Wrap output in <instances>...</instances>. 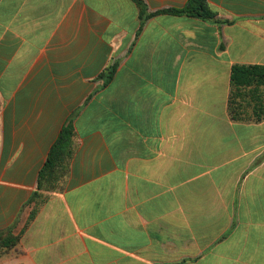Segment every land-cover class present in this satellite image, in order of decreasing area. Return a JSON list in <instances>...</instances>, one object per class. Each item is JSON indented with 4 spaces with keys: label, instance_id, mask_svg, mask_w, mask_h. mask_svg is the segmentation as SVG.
I'll return each mask as SVG.
<instances>
[{
    "label": "crops",
    "instance_id": "1",
    "mask_svg": "<svg viewBox=\"0 0 264 264\" xmlns=\"http://www.w3.org/2000/svg\"><path fill=\"white\" fill-rule=\"evenodd\" d=\"M207 2L230 22L0 0V264H264V120L229 112L232 67L264 66V0ZM69 120L70 174L29 203Z\"/></svg>",
    "mask_w": 264,
    "mask_h": 264
},
{
    "label": "trees",
    "instance_id": "2",
    "mask_svg": "<svg viewBox=\"0 0 264 264\" xmlns=\"http://www.w3.org/2000/svg\"><path fill=\"white\" fill-rule=\"evenodd\" d=\"M139 8L140 28L142 31L146 21L152 17L168 14L172 16H187L199 18L217 24L229 23L213 11L207 0H188L182 9H167L151 13L143 0H132ZM116 65L107 69L102 75L103 87L113 79ZM229 112L235 121L264 120V66L263 65H234L231 70V94L229 98ZM77 151L76 132L72 120L63 127L58 139L52 146L45 165L40 171L37 190L29 203L36 201L40 192H56L61 189L70 174L71 162ZM32 213L30 222L35 218ZM26 226V228L29 226ZM25 228V230H26ZM23 231L22 234H24ZM9 234L2 243L4 248L13 249L21 239Z\"/></svg>",
    "mask_w": 264,
    "mask_h": 264
}]
</instances>
